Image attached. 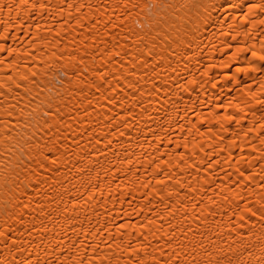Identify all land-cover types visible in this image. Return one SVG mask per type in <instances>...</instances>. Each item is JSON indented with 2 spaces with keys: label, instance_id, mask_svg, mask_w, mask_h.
Segmentation results:
<instances>
[{
  "label": "bare ground",
  "instance_id": "bare-ground-1",
  "mask_svg": "<svg viewBox=\"0 0 264 264\" xmlns=\"http://www.w3.org/2000/svg\"><path fill=\"white\" fill-rule=\"evenodd\" d=\"M0 264H264V0H0Z\"/></svg>",
  "mask_w": 264,
  "mask_h": 264
}]
</instances>
